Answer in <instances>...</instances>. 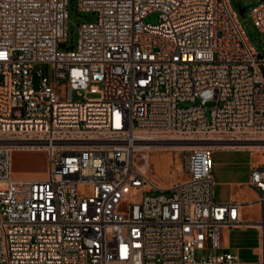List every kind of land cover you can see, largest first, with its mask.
<instances>
[{
  "label": "built area",
  "instance_id": "1",
  "mask_svg": "<svg viewBox=\"0 0 264 264\" xmlns=\"http://www.w3.org/2000/svg\"><path fill=\"white\" fill-rule=\"evenodd\" d=\"M78 8L97 18L67 49L68 0H0V264H264V164L251 176L263 207L252 262L226 246L224 230L243 222L238 203L215 200L212 173L214 148L264 144V55L238 11L230 0ZM250 16L264 32V0ZM169 140L201 145L183 157L186 178L161 187L138 152ZM16 149L47 151L48 174L14 176Z\"/></svg>",
  "mask_w": 264,
  "mask_h": 264
},
{
  "label": "rangeland",
  "instance_id": "2",
  "mask_svg": "<svg viewBox=\"0 0 264 264\" xmlns=\"http://www.w3.org/2000/svg\"><path fill=\"white\" fill-rule=\"evenodd\" d=\"M79 0H68V33H67V47H76L78 43V25L83 22H93L96 20L97 16L93 12L81 11L78 8ZM260 0H230L232 7L238 11L240 20L244 27L247 38L250 43L255 47V49L264 55V32L259 30L255 26L253 19L250 16V12L254 6L259 4ZM245 8L244 14L240 13L239 7ZM159 13H153L146 18V22L150 24H158ZM43 69L46 74L50 75L51 69L49 65H43ZM77 97V94H75ZM88 97H95V94H88ZM173 141V140H169ZM168 142V141H160ZM159 143V142H158ZM146 149L141 150L140 155L145 153ZM152 156V164L147 168L150 178H154V175L161 180L166 187L169 186L176 177L180 174L182 167V161L187 149L180 150H165L157 149L152 147L149 150ZM172 153V154H170ZM249 152L241 155V157H247ZM264 156V150L259 152L257 158ZM172 157V161H171ZM140 163L143 164L144 159H140ZM49 158L48 152L43 149H16L13 152V175L16 177L25 178H44L48 174ZM156 192H151L150 194H155ZM231 237L232 245L241 246V256L243 259L252 261L257 260L258 255L256 254L257 248L260 245V231L259 229L246 228L243 231L232 229L228 232ZM208 251L199 250L197 251L198 256L206 255Z\"/></svg>",
  "mask_w": 264,
  "mask_h": 264
},
{
  "label": "crops",
  "instance_id": "3",
  "mask_svg": "<svg viewBox=\"0 0 264 264\" xmlns=\"http://www.w3.org/2000/svg\"><path fill=\"white\" fill-rule=\"evenodd\" d=\"M26 150V149H22ZM249 152L247 157L241 155ZM255 149L247 147H217L212 151V173L216 181L215 200L218 203L236 202L239 204L240 226L226 228L224 240L228 250L236 252L242 261V247L233 246L228 232L232 229L243 231L246 228L258 229L255 225L263 215V207L259 202L260 190L251 184L252 170L264 164V156L260 158ZM13 166V160H12ZM25 178V177H22ZM186 175L180 173L176 180H184ZM257 254V253H256Z\"/></svg>",
  "mask_w": 264,
  "mask_h": 264
},
{
  "label": "bare ground",
  "instance_id": "4",
  "mask_svg": "<svg viewBox=\"0 0 264 264\" xmlns=\"http://www.w3.org/2000/svg\"><path fill=\"white\" fill-rule=\"evenodd\" d=\"M199 145H201V144L197 143V142H183V141H178V140H173V141H168V142H159V143L157 142L156 144H151V145H149L148 143H144L139 148L138 156L140 157V159H144V161H145L144 169L147 170L148 167H150L152 164H154L152 162V156L149 152V150L152 147L157 148V149H165V150H174V149L185 150V149H189V148L199 146ZM251 148L255 149V151L257 153H259L261 150H264V144H262V145H251L250 149ZM144 149H146V152L142 153L140 155L141 150H144ZM170 154H172V153H170ZM172 160L173 159L171 157V161ZM151 180H152V182L157 183L161 187H166V184L161 182V180H159L155 175H154V178H152Z\"/></svg>",
  "mask_w": 264,
  "mask_h": 264
},
{
  "label": "water",
  "instance_id": "5",
  "mask_svg": "<svg viewBox=\"0 0 264 264\" xmlns=\"http://www.w3.org/2000/svg\"><path fill=\"white\" fill-rule=\"evenodd\" d=\"M239 10H240L241 14H244V12H245V8L244 7L240 6ZM61 47L62 48H67V49H72L73 46L67 47V45L65 43H63V44H61Z\"/></svg>",
  "mask_w": 264,
  "mask_h": 264
}]
</instances>
